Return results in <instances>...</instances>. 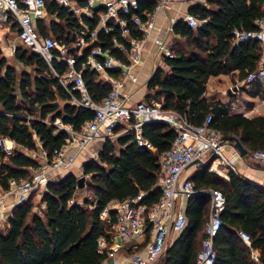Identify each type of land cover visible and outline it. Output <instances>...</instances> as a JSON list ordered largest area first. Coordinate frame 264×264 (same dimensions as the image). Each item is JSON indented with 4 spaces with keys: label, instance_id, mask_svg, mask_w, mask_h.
Returning a JSON list of instances; mask_svg holds the SVG:
<instances>
[{
    "label": "trees",
    "instance_id": "trees-1",
    "mask_svg": "<svg viewBox=\"0 0 264 264\" xmlns=\"http://www.w3.org/2000/svg\"><path fill=\"white\" fill-rule=\"evenodd\" d=\"M207 3L208 6L197 5L190 10L202 21L198 26L191 27L184 19L174 25V33L181 37L172 46L175 57L165 59L169 70L158 67L154 71L143 102L176 111L196 126L203 125L212 113L213 128L238 136L252 150L264 149V116L233 114L223 102L203 97L211 77L231 75L235 82L242 81L264 66V45L256 39L238 40L235 34L257 29L255 20L264 15V0ZM47 7L52 19L49 23L37 22L40 34L52 35L67 44L75 42L85 26L55 1L47 0ZM154 9L155 3L145 0L139 13L146 19ZM84 21L90 30L97 26V19L86 17ZM11 28L16 31L17 26ZM119 33V28L111 33L101 31L95 46L111 49L113 55H118L112 38ZM131 35L141 36L134 29ZM15 55L31 70L25 68L19 73L0 45V136L14 139L27 149H38L41 141L52 156L68 138V133L55 125L56 120L78 129L95 113L71 103L53 69L38 52L22 44ZM53 66L60 74L67 70L66 64L58 61ZM85 77L91 93L102 100L109 85L97 82L95 72L87 70ZM259 93L264 99V89ZM143 135L154 149L140 147L131 133L108 139L102 143L98 158L83 164L82 188L78 175L68 171L17 206L8 226L0 231V264H104L109 254L99 252L98 240L101 236L111 240L109 231L116 213L111 212V222L103 220L100 213L114 202L140 194L142 203L150 206L162 195L159 159L170 150L177 134L168 123L152 122L143 126ZM211 163L200 168L190 180L196 192L220 190L226 198L221 213L223 224L213 240L212 264H253L252 250L259 252L260 263L264 264V186L234 171L226 179L210 172ZM40 165L27 153L17 151L2 167V187L8 188L9 178L29 177L30 168ZM84 188L93 193V198L84 197L81 203ZM37 192L41 197L38 203ZM43 204L45 208L40 214ZM210 212V193L191 195L185 211L186 227L155 264H197ZM241 231L251 236V244L244 242Z\"/></svg>",
    "mask_w": 264,
    "mask_h": 264
},
{
    "label": "built area",
    "instance_id": "built-area-1",
    "mask_svg": "<svg viewBox=\"0 0 264 264\" xmlns=\"http://www.w3.org/2000/svg\"><path fill=\"white\" fill-rule=\"evenodd\" d=\"M53 1L67 8L85 26L72 44L60 42L52 35L40 34L37 22L49 18L47 0H0V27L16 25L20 43L38 52L49 63L71 103L90 109L95 115L78 129L57 119L55 125L65 130L68 138L63 146L53 151L52 156L41 141H38V149H27L14 139L0 136V231L8 226L13 210L28 201L33 192L44 189L57 176L76 168L79 155L91 143H103L131 133L140 147L154 149L153 144L143 135V126L152 122H166L176 131L177 136L170 150L159 159L160 200L149 206L142 203L143 194H140L114 202L100 213V217L107 222L112 220L111 212L116 213V221L109 232L121 240L120 248L128 247L136 237L149 236L143 251L126 257L112 252L111 240L101 236L98 240L99 252L109 254L104 264H155L167 249L169 236L173 232L180 233L188 222L182 199L194 195L196 191L193 181L182 180L185 169L195 160L208 161L215 156L210 165L211 172H238L240 153L233 146L232 155L227 154L226 145L231 143L223 140L226 134L211 126L214 118L212 113L206 116L203 125L196 126L176 111H165L143 101L132 102L133 91L126 89L129 83L141 84L138 70L144 62L145 42L156 28L155 12L169 7L173 0H150L155 3V9L147 14L146 19L139 13L141 3L145 0ZM262 9L264 11V3ZM86 17L97 19L94 30L85 25ZM184 20L191 27L202 23L193 14H187ZM255 25L257 29L253 32L236 31L237 39H256L264 45V15L255 20ZM117 28L120 33L113 36L112 45L118 55H113L111 49L95 46L101 31L111 33ZM133 29L141 36H132ZM170 30L173 31V27ZM156 43L159 54L165 58L175 57L170 42L158 39ZM1 48L4 56L9 57L14 55L17 45ZM54 61L66 64L67 70L63 74L58 73L53 66ZM87 70L97 74V82L109 85L110 90L102 100H97L91 93L85 77ZM256 84L264 85V66L249 73L244 80L232 83L222 94L238 97L246 88ZM207 96L208 90L203 93V97ZM119 127H122L121 130H117ZM245 147L250 160L264 164V149ZM17 151L27 153L41 165L31 167L29 177L9 178L8 188L4 189L1 185L5 175L2 167ZM210 194L211 212L205 225L206 236L198 253L197 264H212L215 256L213 240L223 224L221 213L226 198L220 190H212ZM44 208L45 204L40 214ZM240 236L245 243L251 244L248 233L241 231ZM251 256L253 264H261L257 250H252Z\"/></svg>",
    "mask_w": 264,
    "mask_h": 264
},
{
    "label": "crops",
    "instance_id": "crops-1",
    "mask_svg": "<svg viewBox=\"0 0 264 264\" xmlns=\"http://www.w3.org/2000/svg\"><path fill=\"white\" fill-rule=\"evenodd\" d=\"M197 5L208 6V3L207 0H173L169 7L156 10V28L150 33L145 42V58L142 66L138 70L141 84L132 85L129 83L126 88L127 90L133 91L132 102H139L144 100L148 93L147 84L154 71L158 67L169 70V67L165 64L166 58L158 53V47L156 43L157 40L164 39L165 41L170 42L173 46L174 41L180 39L181 37L176 35L174 31H171L170 28L174 27L177 21L185 19L187 14H191V8ZM51 19L52 17L49 16V18L46 20L49 23ZM13 35H16L15 38L19 40L17 37L18 27L16 28V31H14L8 24L0 27V45L6 48L9 45L16 44L12 37ZM232 83L234 82L231 75L211 77L207 84V98L209 100H219L223 102L227 106L228 110L233 114H240L247 117L264 116V99H262L259 93L260 90L264 89V85L256 84L255 86L246 88L245 91L238 97H235L233 95H223L222 92L226 90ZM101 146L102 143L100 142L91 143L88 148L79 155L76 162L77 167L73 170H69V172L72 171L77 175L83 173V164L89 159H92L95 153L98 154ZM226 152L229 156L232 155V153L234 152V147L232 144L226 145ZM256 163L258 162L250 160L249 158L246 159L241 157L237 161L239 169L238 172L248 179L264 186V168L257 167ZM198 170L199 169L195 165L188 166L182 174V180H190ZM67 172H64L63 174L57 176L55 179H61ZM219 175L226 179H229L228 170H223V172H221ZM188 200L189 197H184L182 199V206L184 211H186ZM179 234L180 233L173 232L169 236L168 246L172 245L175 242ZM146 239L147 237L145 236L136 237L128 247L120 248L121 240L116 236H112L110 241V249L115 254L126 257L132 253L143 251L147 244Z\"/></svg>",
    "mask_w": 264,
    "mask_h": 264
},
{
    "label": "water",
    "instance_id": "water-1",
    "mask_svg": "<svg viewBox=\"0 0 264 264\" xmlns=\"http://www.w3.org/2000/svg\"><path fill=\"white\" fill-rule=\"evenodd\" d=\"M166 123V122H164ZM224 141H228L229 143H231L240 153V156L242 158H249V152L248 149L245 147L244 143L242 142V140L236 136V135H228L226 134L223 137ZM215 156H212L211 159L208 162H205L203 160H195L194 162H192L189 166L195 165L198 169L202 168V167H206L209 165V163H211L214 160ZM257 167L259 168H264L263 164L258 162L256 163ZM84 181H85V177L81 176L79 177V183H80V187L82 188L84 186ZM212 190H203V191H199V192H195L194 194H201V193H210Z\"/></svg>",
    "mask_w": 264,
    "mask_h": 264
},
{
    "label": "rangeland",
    "instance_id": "rangeland-1",
    "mask_svg": "<svg viewBox=\"0 0 264 264\" xmlns=\"http://www.w3.org/2000/svg\"><path fill=\"white\" fill-rule=\"evenodd\" d=\"M13 37V39H14V42L16 43V45H17V47L18 46H22V44L20 43V41L19 40H17L15 37H16V35H13L12 36ZM3 53H4V51H3ZM8 59H9V62L11 63V64H13V65H15L16 66V68H17V71L20 73V71L21 70H23V69H28V70H31V68L30 67H25L22 63H20L18 60H17V58H16V55H15V53H14V55H11V56H9V57H7ZM232 80H233V78H232ZM233 82L235 83V81L233 80ZM262 99H263V97H262ZM93 158H98V154H94L93 155ZM78 172V171H77ZM81 176H83V173H80V174H78V177H81ZM35 194V192H33V194L31 195V196H33ZM37 195L35 196V201L38 203L39 201H40V195H39V193L37 192L36 193ZM84 197H86V198H89L90 200H92V198H93V193L91 192V191H88L86 188H84L82 191H81V193H80V202L82 203L83 202V200H84ZM183 205H185V204H183ZM183 207V206H182ZM42 209V206H40V209L39 210H41Z\"/></svg>",
    "mask_w": 264,
    "mask_h": 264
}]
</instances>
